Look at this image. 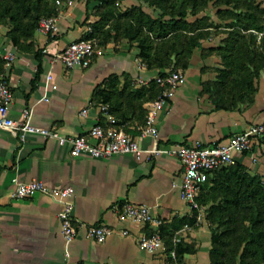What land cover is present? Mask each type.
Returning <instances> with one entry per match:
<instances>
[{
  "label": "crops",
  "instance_id": "obj_1",
  "mask_svg": "<svg viewBox=\"0 0 264 264\" xmlns=\"http://www.w3.org/2000/svg\"><path fill=\"white\" fill-rule=\"evenodd\" d=\"M138 2L121 0L120 4L125 8ZM94 3L90 1L87 5L86 0H72L71 5H59L55 31L49 34L36 31L31 51L11 44L4 35L6 28L0 26L1 55L9 50L16 53L15 60L6 68L13 92L8 112L13 119H21L24 108H31L35 124L56 128L63 134L87 135L95 123H107L100 108L101 103L107 102H101L95 90L110 74H118L120 84L125 75L137 86L138 75L158 73V69L138 68L139 49L135 43L98 34L88 66L66 67L60 61L51 62L53 52L84 37L87 23L97 18L93 14ZM247 3L252 5L242 6L236 12L245 17L253 12L256 21L264 23V0ZM86 13L89 18L84 22ZM227 29L219 27L218 32L202 39V46L194 48L188 66L182 69L184 83L156 118L161 145L225 140L252 123L264 121V66L256 78L254 101L248 105L216 108L203 88V82L215 79L217 70L224 65L219 53L204 50L217 46ZM242 32L255 33V47L264 51V46L259 45L264 30ZM37 48L41 50L40 57L35 54ZM48 72L52 74L49 84L54 87L46 88ZM44 94L46 99L42 98ZM147 101L143 102L145 109ZM84 109L86 113L82 114ZM126 111L125 123H121L124 130L143 146L150 145V138L142 136L139 128L146 110L139 114L131 108ZM235 157L250 171L260 173L264 169V142H256L251 151L235 153ZM182 172L183 164L175 155L159 154L149 160L136 159L132 154L72 155L68 144L60 145L52 138L28 134L25 140H20L7 130H0V264H164L169 262L165 242L169 238L173 243L183 241L195 248L184 253L180 263L209 264L210 237L206 222L182 223V218L193 215V210L181 199L179 188L172 186V182L181 181ZM13 176L22 180L39 179L52 186L74 187L71 200L77 230L70 242H65L61 232L60 202L41 192L24 198L13 197ZM124 202L151 206L152 213L161 221L159 249L148 251L138 246L139 239L150 234L153 225L118 218L115 207ZM91 224H106L112 233L97 242L86 235V227Z\"/></svg>",
  "mask_w": 264,
  "mask_h": 264
},
{
  "label": "trees",
  "instance_id": "obj_2",
  "mask_svg": "<svg viewBox=\"0 0 264 264\" xmlns=\"http://www.w3.org/2000/svg\"><path fill=\"white\" fill-rule=\"evenodd\" d=\"M90 1L96 2L93 14L97 18L87 23L92 31H85L84 37L98 34L126 38L138 47L140 61L148 69H158L157 74L185 69L194 48L202 46V39L218 32L219 27L228 28L217 46L204 50L219 53L224 65L217 70L215 79L203 82V88L216 108L231 109L254 101L264 51L255 47V33L242 31L264 30V23L256 21L253 12L250 17L236 12L242 6L250 7L248 0H139L124 9L115 4L121 0H86V4ZM58 10L56 0H0V26L6 28L4 35L11 44L31 51L39 19L57 15ZM88 18L86 13L84 22ZM259 45L264 46V34ZM34 50L40 57V48ZM3 71L0 53V73ZM159 90L154 81L135 86L124 75L120 84L119 75L110 74L96 87L95 96L109 104L121 124L130 108L134 113H145L143 102L156 97ZM196 199L208 223L209 264H264V182L260 173L250 171L239 160L217 166L208 172ZM195 216L193 210V215L182 218V223H194ZM165 242L169 253H175L174 258L169 254V262L180 263L184 253L195 251L192 244L183 241L173 243L169 238Z\"/></svg>",
  "mask_w": 264,
  "mask_h": 264
},
{
  "label": "built area",
  "instance_id": "obj_3",
  "mask_svg": "<svg viewBox=\"0 0 264 264\" xmlns=\"http://www.w3.org/2000/svg\"><path fill=\"white\" fill-rule=\"evenodd\" d=\"M58 5L66 3L72 4V0H56ZM57 17L43 16L39 19L36 31L42 33H52L56 29ZM86 31L91 32L90 25L86 26ZM96 46V37L89 36L68 42L62 49L52 53L51 62L60 61L66 67L79 65L86 67L91 61ZM17 48V47H16ZM4 59V71L0 73V130L4 129L17 136L20 140H25L28 134H39L46 138H52L58 144H68L72 155L87 153L94 157H108L113 154H132L136 159H151L159 154H169L177 156L183 164V172L179 183L172 182L173 187L179 188V195L192 210L196 211L195 222L204 220V210L196 199V195L201 184L206 180L208 172L220 165L235 163V153L249 152L256 142L264 141V121L252 123L243 131L233 133L225 140L203 143L199 140L191 144L173 143L167 146L160 144V137L156 126V118L159 111L169 103L174 97L176 90L184 83L185 75L181 69H169L163 74L143 77L138 75L136 82L138 85L149 84L154 81L159 87L156 97L149 99L146 103V114L144 124L140 132L142 136L149 137L151 144L143 146L136 138L129 135L118 124L117 118L111 113L108 103H101L100 108L106 116V124L95 123L86 134H63L56 128L44 127L32 121V109L24 108L21 119H13L9 115V105L13 99V92L10 87L6 68L16 58V53L12 50L2 52ZM139 69H144L145 64L137 62ZM52 78L51 72L46 74V88L54 87L49 84ZM46 99V95L42 97ZM82 114L86 110L81 111ZM255 158H253V161ZM264 182V169L260 172ZM13 185L12 196L24 198L36 192L48 194L61 204L58 212L61 232L68 243L76 234L77 225L73 215L74 204L71 197L74 193L72 185L52 186L39 179L22 180L17 176L11 178ZM118 218L130 219L142 223H150L153 230L150 234L142 236L138 241V246L148 251H155L162 246L161 234L158 225L161 221L152 213L151 206L146 204H135L124 202L120 207H115ZM187 227V226H186ZM189 227V226H188ZM126 232V231H123ZM112 233V228L106 224H91L86 227V235L89 238L102 242ZM174 258V250L170 251ZM101 264H110L102 262ZM145 264V263H140ZM164 264H180L176 261Z\"/></svg>",
  "mask_w": 264,
  "mask_h": 264
},
{
  "label": "rangeland",
  "instance_id": "obj_4",
  "mask_svg": "<svg viewBox=\"0 0 264 264\" xmlns=\"http://www.w3.org/2000/svg\"><path fill=\"white\" fill-rule=\"evenodd\" d=\"M120 2L121 1H118V2H116L115 4H116V6H118L120 9H124L123 7H122V5L120 4ZM95 35V37H96V34H94ZM205 221V220H204ZM206 222V221H205ZM206 225H207V229H208V232H209V228H208V223L206 222Z\"/></svg>",
  "mask_w": 264,
  "mask_h": 264
}]
</instances>
